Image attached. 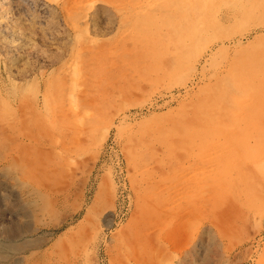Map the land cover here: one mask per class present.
I'll use <instances>...</instances> for the list:
<instances>
[{
    "label": "rangeland",
    "instance_id": "obj_1",
    "mask_svg": "<svg viewBox=\"0 0 264 264\" xmlns=\"http://www.w3.org/2000/svg\"><path fill=\"white\" fill-rule=\"evenodd\" d=\"M2 19L0 264H264V0Z\"/></svg>",
    "mask_w": 264,
    "mask_h": 264
},
{
    "label": "bare ground",
    "instance_id": "obj_2",
    "mask_svg": "<svg viewBox=\"0 0 264 264\" xmlns=\"http://www.w3.org/2000/svg\"><path fill=\"white\" fill-rule=\"evenodd\" d=\"M77 2V1H76ZM87 3V2H86ZM48 4V3H47ZM76 4V3H75ZM44 5H45V3H44ZM49 5V4H48ZM7 6H9V4L7 5ZM64 7H66V6H64ZM4 20L2 19V20H0V27H2L3 26V24H4V22H3ZM19 23H21V22H19ZM142 24V23H141ZM151 24V23H150ZM138 25V24H137ZM6 26V25H5ZM7 26H8V24H7ZM5 28V27H4ZM9 28V27H8ZM15 28V27H14ZM6 32V31H5ZM14 34V33H13ZM0 39H1V37H0ZM91 40V39H90ZM240 44V43H239ZM76 45V44H75ZM238 45V44H237ZM148 46V45H147ZM28 75V74H27ZM245 113V112H244ZM218 125V124H217Z\"/></svg>",
    "mask_w": 264,
    "mask_h": 264
}]
</instances>
